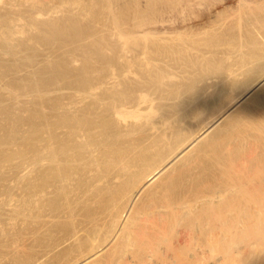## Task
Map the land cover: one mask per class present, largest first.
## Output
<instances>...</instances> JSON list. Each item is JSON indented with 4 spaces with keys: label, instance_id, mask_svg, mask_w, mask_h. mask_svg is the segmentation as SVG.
I'll return each mask as SVG.
<instances>
[{
    "label": "bare ground",
    "instance_id": "1",
    "mask_svg": "<svg viewBox=\"0 0 264 264\" xmlns=\"http://www.w3.org/2000/svg\"><path fill=\"white\" fill-rule=\"evenodd\" d=\"M109 2L108 5L112 6ZM224 2L228 3L229 8H223V11H220L223 12L221 15L211 20L203 30L196 31L197 38L188 36L187 40L180 41L177 45L178 48L174 46L177 49L176 54H178L177 57L175 56L176 58L178 56L181 58L180 55L183 52L185 53L186 50L192 52L202 50L206 54L207 52L211 54L221 53L222 57L225 56L222 61L227 58L232 61L226 60L231 62L228 66V62H224L227 63V68H225L226 70L223 69L225 72L222 73L220 72L222 69L219 70L220 65L216 66L218 68H215V72L218 73L213 72L215 75H211H213L212 79H217L212 81L210 85L204 86L199 95L197 94V97L203 100L198 99V102H195L197 99L194 98L195 100L191 101L195 104L190 102L186 108H183L184 115L176 120L178 122L176 126H181L180 123L188 125L190 121L185 122V119L188 118L193 121L199 120V123L191 133L183 127H181V132H177L180 128L175 129L174 132L171 131L170 133L173 132L174 135L176 132L178 137L173 138L169 135L170 138H173L171 139L173 146H171V149L168 148L170 151L167 153L164 151L165 155L159 156L164 152H162L163 149H158V146L162 147L161 144L168 142L169 139L166 140L167 142L165 141V138L168 137L166 132L171 127L170 123H173V117L177 115L172 112L171 115H168L170 113L168 109H171L168 107L167 110L165 109L168 112L167 114H163L165 112L157 113L152 102L147 100L150 99L147 88L152 89L154 87L153 89H155L160 83L162 84L165 78L173 77L174 73L170 71L167 74L162 75L159 73L153 77L147 74L149 79L144 78L147 81L145 85L143 83L146 88L136 89L138 91H135L134 98H122L116 103L109 99L112 104L109 103L110 106L105 107V111H102L103 113L100 116L94 114L95 112L91 108L80 110L76 109L77 106H74V108L72 105L65 104L61 109L63 112L59 114L57 106L53 107L54 113L51 115L49 126L50 142L48 143H50V184L53 186L50 185L52 187L50 193H53L52 195L55 198L50 195L52 196L50 197L52 198L50 199V208L56 213H64L66 217L71 215L70 217L73 219L74 203L83 202L84 197H81L91 193L87 188L85 189V186L82 187L83 189L80 188L84 185V182H90L82 179L84 177L83 171L86 168L90 169L93 166L99 168V166H102L104 171L108 172H103L104 175L109 174L110 176L108 183L107 179L103 182L109 184L111 189L114 186L112 184L114 181L120 183V190L117 191L116 189L115 191L117 192L118 201L116 203L111 201L112 204L110 203V223L106 225V221V224H96L94 219V223L90 219L92 223L91 226L88 223V229L91 228V231L87 232L90 239L87 248L89 251L86 249V253L81 252L85 254L80 255L81 257L78 256L79 259L77 261L76 258L77 262L74 264H97L101 260L102 256L100 254L103 252L106 254L109 252V256H106V254L105 256L110 260L113 259L116 264H226L231 261L233 255L242 252L241 250L236 251L238 248H235V243H241V239L246 234L245 231L248 230L250 233L253 231L251 229H255L259 223L261 224L262 218H264V0H146L147 5H150V7L160 5L159 13L154 20H151L152 17L150 16L148 23L140 26L136 32L142 36L144 35V37L147 36V39L156 40L161 34L169 35V33L174 32V29H184L185 26L196 20L197 12H203L206 14V18H210V11ZM117 34L120 35V33ZM121 35L124 36L122 33ZM130 35L128 36L129 39L127 38L128 40L126 37L121 36L122 38H120H124V41L120 40L122 41L121 44L114 47L117 48L115 53L117 60H122V58L125 60V56L130 52L128 47L130 48L129 45L131 43L133 45L135 42L133 37L130 40ZM164 38L165 36H161L159 40L166 41L170 37ZM224 40L226 41L224 42ZM156 42L161 41L157 39ZM161 43L164 45L165 42ZM203 47L205 51H203ZM148 48L152 47L149 46ZM167 49L165 47V51ZM133 51L135 52L136 49ZM142 51H145V49ZM141 52L139 54H142ZM171 54L169 53V55ZM133 56L136 58V54ZM216 56L219 55L216 54ZM175 57H171V59L174 60ZM160 60H162V57ZM218 61L216 59L215 62ZM220 62L218 63L221 64ZM130 66L126 71L127 73L131 71ZM209 67L208 69H210ZM121 69L123 70L122 66ZM218 77H220V81ZM145 103L148 104L144 112L141 105ZM191 104H194V106L192 107ZM75 110L82 111L80 112L82 115L80 113V115L76 114ZM173 126L175 125L173 124ZM173 126L170 130L173 129ZM134 134L138 136L133 137ZM155 148L160 150L159 154H156ZM91 173L95 175L93 171ZM100 173L99 175H101ZM97 177H94L97 181L94 180L93 184L101 186L102 181ZM104 178H108V176H104ZM210 184H213V187ZM179 185H182L185 190H181L182 194L178 190L180 196L174 195L176 197H173L172 192ZM188 185L191 187H188ZM195 185L208 186L211 189L204 188L205 191H202L203 189L200 191L201 188L199 187L200 189L194 190L195 187L193 186ZM92 187L95 188L93 185ZM78 188L82 191L85 189L84 191H88V193L85 192L82 195L84 192H81L79 193L81 195H77L76 191L80 192ZM91 189L94 192L96 191L93 188ZM111 189H108L107 185V191ZM73 191L76 196H81V201L73 200L70 196V193L74 194ZM94 192H92L93 196H87L93 198ZM101 192H99L100 194L97 193V198L98 195H102L103 192ZM108 193L106 192V194ZM112 193L115 194L111 192V197L113 196ZM87 196H85L86 200ZM59 201L62 204L58 203ZM87 202L85 201V203ZM242 202L243 205H246V208L244 209L245 206H241L240 209L244 210L235 211V213L233 212L234 216H229L231 210L228 209L237 210L239 206L237 209L232 206L235 204L242 205ZM88 204H86V207ZM82 207L84 209L85 205H81V209ZM75 210L74 212H76ZM77 211L79 210L77 209ZM52 214L51 216L54 218ZM192 214H200L199 216H193L195 217L193 220L197 219V222L192 228L197 233L195 232V234L192 231L193 229L190 230L191 227L188 226L190 229H186L190 231L182 228L183 231L176 232L174 238L177 243H183L185 247L187 245L185 255L183 256L178 252L176 246L177 249L175 248L174 251L169 250V252H167L168 249L166 250L167 247H164L166 252L163 253L161 247L165 243L164 241L162 244L164 236L166 234L173 235V233L167 232L168 229L171 230L173 225L175 227V224L180 223ZM75 218L76 216H74ZM185 220L188 221V219ZM189 221L192 222L191 219ZM193 222L195 223V221ZM259 227L261 226L259 225ZM102 231L105 234L104 237ZM100 232L102 241L98 239ZM242 232L244 234L241 236ZM73 233L72 237H77L76 232ZM91 233L93 235L90 238ZM198 233L199 235H197ZM232 233L236 234V238L239 236L237 233H240L241 239H237L238 243L233 241L234 237V239H230L233 236ZM251 233L253 234V232ZM260 240H257L260 241V244L258 242L257 245L255 244L257 241L250 242V244L247 240L249 246L246 248V254H244L246 255L245 260H247H244L245 264H264V237ZM172 246H170L171 249ZM80 247L82 248V246ZM232 250L236 253H232ZM109 262L112 263V260L107 263Z\"/></svg>",
    "mask_w": 264,
    "mask_h": 264
},
{
    "label": "rangeland",
    "instance_id": "2",
    "mask_svg": "<svg viewBox=\"0 0 264 264\" xmlns=\"http://www.w3.org/2000/svg\"><path fill=\"white\" fill-rule=\"evenodd\" d=\"M108 1H110L109 4L112 6L108 5ZM146 5V0H141V2L140 0H0V264L76 263L79 259L77 257L85 254L88 248L90 240L88 233L91 231V228H89L90 230L88 229V225L90 224L91 226L92 223L90 221L94 219L96 224H106L107 221L106 225H108L111 221V217L109 216L111 215L109 214L110 203L112 204V202L116 203V201H118L116 197L117 192L115 191L116 189L117 191L120 190V183L114 181L112 183L114 186L111 189L109 184L103 182L107 179L106 181L108 183L110 176L109 174L104 175L103 173L108 172L104 171L102 166H99L100 169L93 166L90 168L91 170L86 168L83 171L84 177L82 178V174L81 178L83 181L88 180L90 182H84V185L80 188H84L85 186V189L87 188L91 193L94 192L91 188L96 190L94 192L96 195L93 197L94 200L92 197H89L93 196V193L92 195L91 193L84 195L86 191H84L85 189L82 191L83 188L81 190L78 188L80 192H77V189V191L74 190L78 193L77 195H81L79 193L84 192L82 194L84 196L82 197L76 196L74 191V194L70 193L73 200L79 201L84 197L82 200L83 202L79 204L74 203L73 214L76 216L75 219L73 214L72 219L70 217L71 215L66 217L64 213H56V211L50 208V199H52L50 197L53 196L50 190L53 186L50 184V143L48 142H50L49 126L51 115L54 113V106H57L56 108H58L59 114L63 112L61 109L63 105L65 106L66 104L72 105L73 107L77 106L76 109L78 108L80 110L91 108L92 111L95 112L94 114L100 116L105 111V107H109V103L112 104L111 101L116 103L122 98H134L136 89L146 88L144 85L147 80L145 79H149V76L153 77L159 73L163 75L170 71L174 73L173 77L169 76V78H165L162 84L160 83L155 89H153L154 87H152V89L147 88L149 90L148 96L150 97V99L147 100L152 102L153 108L157 113L165 112L163 114H167L170 112L168 115L176 113V117L172 116L173 123H170L172 127L173 124L176 126L178 123L176 120L184 115L183 108H186L187 104L189 105L190 102L194 103L191 100L197 99L195 102H198L199 97L197 96L204 89V86L210 85L212 81L217 79H212L213 75L218 73L215 72V68H218L216 66L220 65L219 70L221 68L222 70H220V72L222 73L225 72L223 69L231 64L230 61L232 60H230V58L222 61L225 56L222 57L221 53H216L219 55L217 57L216 54L213 53H203L201 49H199L201 50L199 52L186 50L185 53L183 52L184 55L183 53L180 55L182 56L181 58L179 56L176 58L178 55L176 54V48H178L177 45L180 41L187 40L188 36H190V38H197L195 32L203 30L211 20L221 15L223 12L220 11H223V8L228 9V3L224 2L213 8L209 13L211 14L210 18H206V14L203 12H197L198 14H196L198 16L196 20L188 24V26H185L184 29H174V32L169 33V35H159L157 39L158 41L165 42L164 45L161 42H156L157 39H147V36L144 37V35L142 36L136 32V30H139L140 26L148 23L149 18L152 17L151 20H154L159 13L158 10L160 9V5L158 7H150V5H147L149 6L147 7ZM217 12H219V14H217ZM34 14L36 15L34 16ZM116 32L120 33V35L121 33L124 34V36H121L126 37V39H129L128 36L132 33L130 35V40L134 38L135 44L133 43L132 45L131 43L129 45L130 48L128 47V49H130L128 54L130 56L132 54L131 58H129L130 56L127 54L125 60L124 58H122V60H117L115 54L117 48L114 47L117 46V44L119 46L121 42L124 41V38L121 39L122 37L120 35L118 36ZM161 36L170 38L166 41H162L159 40ZM225 41L226 40H224V42ZM136 44L137 46H135ZM149 46L152 48H148ZM137 47L142 49H138ZM165 47L169 50L167 49V51H165ZM172 48L174 49L173 51ZM134 49H136V53L133 51ZM144 49L145 51H142ZM202 49L205 51L204 47ZM98 50L99 52L102 51L99 53ZM137 50L140 51L138 52ZM140 52L142 54H139ZM168 52L171 55H169ZM134 54H136L137 59L133 56ZM144 54L146 55L142 56ZM169 56L172 58L176 57L172 60ZM202 56L208 57L205 58ZM161 57L162 60H160ZM216 59L217 61L219 60L218 62L221 60L220 63L222 65L215 62ZM228 59L230 60L229 62L226 61ZM203 60L206 65L203 63ZM225 61L228 62V64L226 63L227 66L224 63ZM211 62L214 63L212 64ZM131 63L133 64L131 65ZM185 63L186 65H184ZM208 64H210L209 66L211 67H209ZM129 66L131 73L126 72ZM207 66L211 70L208 69ZM199 68L201 73L199 72ZM213 72L215 73L213 74ZM122 74L124 75L122 76ZM218 80L220 81V77H218ZM109 99H111V101ZM201 99L202 98L199 100ZM75 103L78 104L75 105ZM147 104L148 103L141 105L144 112L147 109ZM194 104H191L192 107ZM167 107L171 108L168 109V112L166 111ZM70 110H72V108H70ZM75 111L76 114L82 112ZM80 114L82 115V113ZM187 120L191 122H188V125L180 123L181 126H173L172 130H170V127L166 132V136L168 134V137L165 138V141L169 139L168 142L166 141L167 143L161 144L164 148L159 147V145L158 149H163L162 152L166 151V153L170 151L169 149L173 146V141L171 139L177 136L176 132L175 135L173 134L175 129L178 130L180 128V130L176 131L181 132V127H183L185 129L187 128V131L191 133L194 128H197L199 120L193 121L188 118L185 119V122H187ZM171 131L173 132L170 133ZM189 133L186 134L188 135ZM136 135L134 134L132 136L134 137ZM169 135L173 138H170ZM156 149L157 148L154 149L156 154H159L160 150ZM166 153H161L162 155L160 154L159 156H163ZM156 156L158 157V155ZM87 169L88 171H86ZM91 171H93L95 175L91 173ZM99 172H101V175H99ZM91 174L94 176L92 177ZM104 176H108V178H104ZM94 177L100 178V181H102L100 184L101 186L93 184L94 180L97 181ZM91 184L95 186V188L92 187ZM50 185L52 187H50ZM86 185H91V188ZM107 185L108 189L114 190L107 191ZM210 185L213 187V184ZM96 186L97 189L99 187L98 191ZM179 186L172 192L173 197L177 195L179 197V191L180 194H182V191L185 190L182 185ZM201 186L202 185H195L193 187H195L194 190L201 188L200 191L202 189V191H205L204 188H208V186ZM188 187L191 186L188 185ZM104 189H106V191H104ZM88 191L86 193H88ZM99 192H101L102 195H98L97 198V193L100 194ZM106 192L109 193L106 194ZM111 192L115 193H112L115 197H111ZM85 196H87L88 202ZM107 197L108 199L111 197V199L108 200ZM53 198H55V196H53ZM85 201L87 203H85ZM58 203H61V201ZM103 203L107 206L103 205ZM83 204L85 207L86 204H88L86 209L85 207L81 209V205L84 206ZM238 206L239 208L237 209ZM241 206H245L244 209L246 208V205H243L242 202V205L235 204L232 206L237 210L232 207V209H228L231 210L229 216H234L235 211L244 210L242 208L240 209ZM77 209L79 211H77ZM74 210L76 212H74ZM50 213L54 218H52ZM58 213L59 215H57ZM199 215L200 214H192L190 217L185 218L188 219V221L184 219L185 222L182 220L178 223L181 226L175 224V227L174 225L172 226V231L168 229L169 231L167 232H171L173 235L166 234V236H164L165 240L163 239L162 244L164 241L165 243L161 247L163 253L166 252L167 249V252H169V250L174 251L175 248L178 247V249L176 248L177 251L183 256L185 255L187 245L185 247L183 243H177L174 239L176 236L175 233L189 227H191V229L189 228L190 230L193 229L192 231L197 233V231L192 228L197 222V219L193 220V218H195L193 216ZM190 219L192 222L195 221V223L193 222V224L190 222ZM262 223L263 225H261ZM261 224L259 223L261 227L257 225V228L260 230H255L257 229L256 227L255 229H251L253 231L250 230L253 234L251 232L249 233L248 230V232L245 231L246 234L248 233L247 235L242 232L241 236L242 234L245 236H243V239L240 238V233H237V235H239L237 238L234 233H232L233 236L230 235L232 236L230 239L232 240L234 237L235 239L233 238V241L237 243L239 242L237 241L238 238L242 240H240L241 243H235V248H238L236 251L241 250L243 253L237 251L239 253L231 257V261H229L231 263L228 262L226 264H245L244 260L246 255L244 254H246V248L249 246L248 242L254 243L258 239L260 240L264 237V218H262ZM167 227L169 228V226ZM189 229H186V231H190ZM73 232H78L77 234L75 233L77 237H72V234L74 235ZM92 235L93 233L90 234V238ZM103 235L105 234L102 231V236ZM197 235H199V233ZM102 236L100 232L98 239L101 241ZM260 241H257L255 244L257 245L258 242L260 244ZM169 244L170 246L173 244L176 245H173L174 247L172 246L171 249ZM80 246H82V248ZM164 247H167L166 250H164ZM233 250L231 252L236 253L233 252ZM87 251L89 250L87 249ZM157 253L159 254L160 252ZM105 254L104 252L100 254L102 258L97 264H116L113 259H111L112 263H107L111 260L106 257L107 255L109 256V252L106 256ZM105 258L108 261H105Z\"/></svg>",
    "mask_w": 264,
    "mask_h": 264
}]
</instances>
